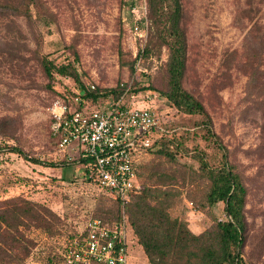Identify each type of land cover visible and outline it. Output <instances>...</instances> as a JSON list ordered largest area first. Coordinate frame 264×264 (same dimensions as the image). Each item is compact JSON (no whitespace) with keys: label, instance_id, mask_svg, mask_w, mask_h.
Masks as SVG:
<instances>
[{"label":"rangeland","instance_id":"rangeland-1","mask_svg":"<svg viewBox=\"0 0 264 264\" xmlns=\"http://www.w3.org/2000/svg\"><path fill=\"white\" fill-rule=\"evenodd\" d=\"M38 1V6H31L29 22L9 10L0 11V119L9 117L12 126L11 136L0 135V201L25 198L59 216V234L26 231L34 245L22 263L55 264L63 246L77 237L89 218L96 217L92 212L97 201L110 204L112 197L82 181L77 164L47 165L62 161L55 152L47 111L50 102L70 101L80 84L100 91L127 83L134 88H164L166 50L161 47L154 55H140L149 30L145 0ZM180 4L186 39L181 85L206 110L229 162L241 173L247 222L243 257L249 264H264V76L250 87L240 65L247 29L256 23L264 33V0H180ZM230 51L234 56L226 68L223 60ZM2 56L11 63L3 62ZM39 56L53 65L71 62L79 82L56 73L47 78ZM259 68L264 69V49ZM161 99L163 132L180 134L186 127L188 146L196 145L211 158L217 157L216 148L194 124L201 116L178 111ZM3 145L19 147L27 159ZM153 158L145 154L139 161L148 163ZM177 162L195 166L187 155H178ZM175 180L183 184L184 174L177 172ZM137 182L139 188L130 197L143 194L144 184L138 178ZM197 193L185 188L181 201L170 211L195 234L224 217L222 203L212 209L191 205L186 196ZM127 252V264H148L135 238L129 240Z\"/></svg>","mask_w":264,"mask_h":264},{"label":"trees","instance_id":"trees-1","mask_svg":"<svg viewBox=\"0 0 264 264\" xmlns=\"http://www.w3.org/2000/svg\"><path fill=\"white\" fill-rule=\"evenodd\" d=\"M145 4L149 30L140 55L148 57L164 47L166 80L165 87L158 90L150 85L138 86L134 90H157L165 102L176 110L200 115L201 119L194 124L204 131V137L213 144L218 155L211 158L196 145L188 146L186 139L190 135L186 127L182 128L180 134H176L175 130L166 134L156 129L158 135L151 147L140 155L142 157L151 154L154 157L151 159L153 163L150 161L141 164L140 157L135 163L136 176L144 184L143 194L130 197L124 205L133 235L148 264H249L243 257L247 222L246 187L241 173L229 162L227 149L212 130L206 110L181 85L186 60V39L180 24V0H145ZM38 5V0H3L0 2V11L9 10L29 22L32 19L31 6ZM243 46L240 52L243 61L240 65L242 64L243 70L248 74L247 85L253 87L259 76H264V69L259 68L264 49V33L256 23H252L247 29ZM233 56L234 51L225 53L223 62L226 68ZM1 59L11 63L7 56H2ZM37 59L47 78L50 79L52 73H56L69 75L79 82L71 62L53 65L44 56ZM129 68L131 69V65ZM79 86L83 91L82 96L92 100L107 94L117 97L121 93L119 86L101 91L81 84ZM11 134V119H0V135L9 137ZM3 146V149L27 159L19 147ZM180 154L189 156L195 166L177 162V156ZM154 159L157 161L154 162ZM30 160L39 162L37 159ZM65 164L68 163H47L49 166ZM177 172L184 174L183 184H176ZM187 187H192L198 192L186 196L191 205L212 209L217 203H222L224 212L223 218L213 220L197 234L188 229L183 218L172 216L170 213L175 204L181 201L182 190ZM119 209L120 202L116 198H112L110 204L99 200L94 205L92 214L109 222L116 220ZM60 225L59 216L42 203L21 197L1 200L0 264L23 263L34 245L32 238L26 234L29 229H37L47 236H53L59 234Z\"/></svg>","mask_w":264,"mask_h":264},{"label":"built area","instance_id":"built-area-1","mask_svg":"<svg viewBox=\"0 0 264 264\" xmlns=\"http://www.w3.org/2000/svg\"><path fill=\"white\" fill-rule=\"evenodd\" d=\"M130 84H120L117 97L95 100L77 87L70 101L54 99L47 108L55 152L81 167L82 181L120 202L116 220L89 218L55 264H127L128 242L135 236L124 205L139 188L135 163L151 147L156 129L163 131L158 111L163 97L150 89L135 91Z\"/></svg>","mask_w":264,"mask_h":264}]
</instances>
